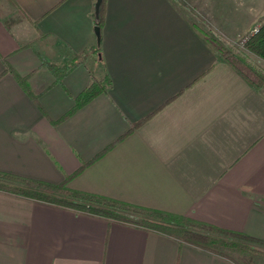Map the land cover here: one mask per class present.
I'll return each mask as SVG.
<instances>
[{
    "label": "crops",
    "instance_id": "obj_1",
    "mask_svg": "<svg viewBox=\"0 0 264 264\" xmlns=\"http://www.w3.org/2000/svg\"><path fill=\"white\" fill-rule=\"evenodd\" d=\"M15 1L21 13L0 0V170L58 182L85 163L70 187L264 239V94L175 3L103 0L95 16V0ZM72 59L57 81L55 64ZM13 72L27 75L38 104ZM92 76L110 85L51 122ZM0 264L236 263L0 190Z\"/></svg>",
    "mask_w": 264,
    "mask_h": 264
},
{
    "label": "trees",
    "instance_id": "obj_2",
    "mask_svg": "<svg viewBox=\"0 0 264 264\" xmlns=\"http://www.w3.org/2000/svg\"><path fill=\"white\" fill-rule=\"evenodd\" d=\"M7 1L15 5L18 12L21 13L15 0ZM102 1H100V5ZM22 13L24 14L23 11ZM31 21L37 29L36 20L31 19ZM100 22L101 19L98 17L96 24ZM255 26V30L240 42L242 47L237 49L222 45L214 36L204 34V37L214 46L218 57L227 61L236 69L252 88L264 94V13L256 20ZM249 55L261 60V64L253 63ZM77 61L72 59L64 64H55L53 70L56 73V80L61 81V76L78 63ZM13 75L32 100L38 104V92L27 86V75H20L17 72H13ZM109 85L110 79L108 76L102 78L92 76L90 81L74 97L75 104L58 118L51 119V122L57 123L66 118L77 106L94 94L106 90ZM84 165L85 163L58 182L24 177L0 170V190L22 194L73 211L96 214L109 219L130 222L152 230L163 231L229 258L236 264H255L257 258H264L263 238L222 228L170 211L70 187L68 179Z\"/></svg>",
    "mask_w": 264,
    "mask_h": 264
},
{
    "label": "rangeland",
    "instance_id": "obj_3",
    "mask_svg": "<svg viewBox=\"0 0 264 264\" xmlns=\"http://www.w3.org/2000/svg\"><path fill=\"white\" fill-rule=\"evenodd\" d=\"M171 1L202 36H214L219 43L233 49L242 47L241 38L250 33L256 20L264 13V0ZM79 58L84 59L82 55ZM249 58L253 63L262 62L250 55ZM256 264H264V258H257Z\"/></svg>",
    "mask_w": 264,
    "mask_h": 264
},
{
    "label": "water",
    "instance_id": "obj_4",
    "mask_svg": "<svg viewBox=\"0 0 264 264\" xmlns=\"http://www.w3.org/2000/svg\"><path fill=\"white\" fill-rule=\"evenodd\" d=\"M100 1L101 0H95V2H94V14H95V16H97V14H98V8H99ZM94 32L96 33V36L98 37L99 36V27H98V25L94 26Z\"/></svg>",
    "mask_w": 264,
    "mask_h": 264
},
{
    "label": "built area",
    "instance_id": "obj_5",
    "mask_svg": "<svg viewBox=\"0 0 264 264\" xmlns=\"http://www.w3.org/2000/svg\"><path fill=\"white\" fill-rule=\"evenodd\" d=\"M255 28H256V26H253L252 29L250 30V33L253 32V31L255 30ZM248 34H249V33H248ZM248 34H247V35H248ZM247 35L245 34V35L241 38L240 42L243 41V40L247 37Z\"/></svg>",
    "mask_w": 264,
    "mask_h": 264
}]
</instances>
